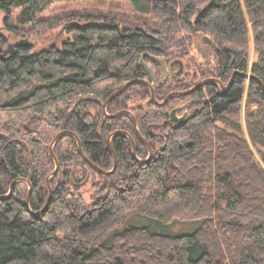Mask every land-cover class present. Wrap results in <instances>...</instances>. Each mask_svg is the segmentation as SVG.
Returning a JSON list of instances; mask_svg holds the SVG:
<instances>
[{
    "label": "trees",
    "instance_id": "trees-1",
    "mask_svg": "<svg viewBox=\"0 0 264 264\" xmlns=\"http://www.w3.org/2000/svg\"><path fill=\"white\" fill-rule=\"evenodd\" d=\"M55 1L62 0H0L5 29L23 33ZM127 1L135 12L151 14L153 23L73 22L71 38L59 46L34 51L18 45L12 55H2L8 35L0 31V195L12 184L0 200V264H264V169L237 117L247 86L245 127L251 144L262 149L258 154L264 165L260 82L235 74L226 90L212 81L163 105L151 101L147 85L134 83L105 110L108 115L129 111L141 137L129 114L103 113V103L124 83L150 81L146 66L158 101L198 79L227 83L235 71L264 84V0ZM13 9L19 10L15 24ZM249 30L256 55L250 68ZM197 36L209 39L214 66L198 67L189 75L178 73L174 63L165 77L154 57L167 65L180 60L184 67ZM136 96L144 100L141 108L133 104ZM188 98L193 99L190 108L180 109L186 115L175 122L170 111L185 103L171 104ZM41 122L56 133L73 132L84 155L104 170L113 166L107 138L117 130L132 136L139 160L128 137L114 133L110 146L116 166L102 174L81 157L73 135H62L53 152L64 142L68 154L54 153L58 169L48 181L47 206L39 212L48 197L46 177L55 166L49 150L48 161L46 155L39 157L40 144L32 137ZM142 138L153 151L145 162L140 161L148 154ZM85 176L86 181L100 180L89 202L79 184ZM19 179L31 186L29 208L27 192L24 200L15 196ZM130 212L164 224L200 225L179 235L122 228Z\"/></svg>",
    "mask_w": 264,
    "mask_h": 264
},
{
    "label": "rangeland",
    "instance_id": "rangeland-1",
    "mask_svg": "<svg viewBox=\"0 0 264 264\" xmlns=\"http://www.w3.org/2000/svg\"><path fill=\"white\" fill-rule=\"evenodd\" d=\"M19 14L18 9L12 10V18L13 23L15 24L16 15ZM5 17V12L0 10V31L3 34L8 35V43H19L21 40H26V46L30 45L32 50L37 51L41 49H46L51 45L59 46L63 41H66L68 38L70 39V33L68 32V27L71 23L77 22L82 23L86 21H112L116 23H120L122 25L134 26V25H146L149 26L154 21V17L151 14H139L135 12L131 6V4L127 0H62L52 2L47 8L37 15V21L34 25L25 26V31L23 33L12 35L9 34L5 29L3 19ZM248 27L250 29V24L248 23ZM5 45V47L7 46ZM4 47V48H5ZM212 48L209 46V42L205 40L204 37L197 36L195 38L194 46L191 48L189 56L184 61V67L182 71L185 74H193V72L198 67L206 68L208 64L210 66H214V57L212 54ZM256 55L253 50V37L251 30H249V51H248V68L251 67V64L255 61ZM178 67L175 66L174 69ZM170 70L167 71V74ZM176 71V70H175ZM200 81V79H198ZM247 85V84H246ZM138 93L135 95H139V90H136ZM246 95H247V86L242 94V99L240 103V111L238 114V119L242 125V130L244 137L247 140L248 146L254 156L255 161L262 166L264 169V165L261 161V158L258 154V150L262 151L261 148L254 147L247 135L246 124H245V107H246ZM137 98L133 99V104L137 106V108H141L144 105V100ZM191 99H183L176 100L171 104V106H177V111L175 112V122L180 119H183L186 115V111L184 113L179 112L183 107L190 108L188 102ZM194 109L193 107L191 108ZM189 109V110H191ZM251 109H256L255 106H252ZM186 110V109H185ZM150 131L154 134H158L156 128L153 130L150 128ZM56 134L53 127L41 122L37 129L32 134V137L37 139L40 144V154L39 157L42 156L43 160L46 155V159L48 161V150L49 145ZM131 136V135H130ZM20 139H23L20 135L16 136ZM132 137V136H131ZM28 140V139H27ZM147 141L146 139H144ZM148 143V142H147ZM146 144V143H145ZM149 144V143H148ZM54 146V145H53ZM135 146V143H134ZM150 146V145H149ZM157 149L158 146L156 145ZM66 144L61 143V147H58V150L54 148L53 155L60 153L59 155H63L66 152ZM151 148V146H150ZM148 154L145 158L140 159L142 162L149 160L152 157V148H151V156L148 158L149 149L147 147ZM53 151V148H52ZM136 153V151H135ZM50 156V155H49ZM56 158V157H55ZM139 159V158H138ZM145 160V161H143ZM37 162V159L34 160L33 163ZM117 162V160H116ZM35 165V164H34ZM38 167L39 165L36 164ZM67 166L64 167L66 169ZM47 178V177H46ZM50 179V178H49ZM48 179V181H49ZM88 179L86 176L83 178L80 184V190L82 192L83 198L86 202H89L94 197V186H98L100 184V180L93 178L91 181H86ZM2 181V179H0ZM49 183V182H48ZM47 184V183H46ZM8 189V183L2 184V191L5 192ZM28 189V184L25 181H20L16 187L15 196L23 199L25 198V194ZM23 217H26L24 215ZM140 226L147 227L152 231L168 234V235H179V234H190L194 232L198 226L200 225L199 221H189V222H181V221H173L171 224H164L157 220L145 217L136 212H130L126 216V222L122 226V228L127 226ZM170 225V226H169Z\"/></svg>",
    "mask_w": 264,
    "mask_h": 264
},
{
    "label": "water",
    "instance_id": "water-1",
    "mask_svg": "<svg viewBox=\"0 0 264 264\" xmlns=\"http://www.w3.org/2000/svg\"><path fill=\"white\" fill-rule=\"evenodd\" d=\"M205 40H206L207 42H209V39H208L207 37H205ZM18 45H20V46H26V40H21V41H19V43H11V44L8 43L7 46H6V47L3 49V51H2V55H6V54H10V55H12V54H14L15 51H16V47H17ZM154 60H155L156 62H158V63L161 65V67L163 68V70H164V76H165V77L167 76V71L170 70V69H172L174 63H178V65H179V67H178V71H177L178 73L181 72V70H182V68H183L182 62H181L180 60H175V61H173L172 63H170L169 65H167L163 60H161V59H159V58H155V57H154ZM146 68H147V70H148V72H149V75H150V81L147 80V79H141V78H140V79H139V78H138V79H131V80L127 81L126 83H124V84H123L118 90H116L115 92H113V93H112V94L106 99V101L103 103V113H105V114H106L107 116H109V117H114V116H116V115H118L119 113H122V112H125V113L129 114V115L131 116L132 122H133V124H134V126H135L136 133H137V135H138L139 137H141V136H140L139 131H138V129H137L136 121H135L134 117L132 116V114H131L129 111H127V110H121V111H118V112H116V113H114V114L108 115V114L106 113V110H105L106 104H107V103H108L113 97H115V96L121 94V93H122V92H123L128 86H130V85H132V84H134V83H138V82H140V83H144L145 85H147L148 88H149V92H150V99H151V101H152L154 104H156V105H163V104H165L170 98H173V97L186 96V95L192 93L193 91L197 90L198 88L204 86L206 83H208V82H212V81H213V82H217L221 89L226 90V89L230 86V84H231V82H232V79H233V77H234L235 74H239V75H241V76H243V77H245V78H249V79H256L258 82H260V84H261V86H262V89H263V91H264V84H263L258 78H256L255 76H253L252 74H249V73H243V72L235 71V72H233V73L231 74L230 79H229V81H228L226 84H223L222 82H220L218 79H216V78H214V77H208V78H204V79L198 81V82L195 83L193 86H191V87H189V88H187V89H185V90L170 92V93H168V94L163 98V100L158 101V100L155 98V96H154V89H153V84H154V81H155L154 76H153V74H152V71L149 69V67L146 66ZM177 110H178L177 108H174V109H172V110L170 111L169 114H170L172 120H175V112H176ZM120 132L122 133L123 131H121V130H117V131H115L114 133H120ZM114 133L110 134V135L108 136V138H107V145H108V147L110 148L111 153L113 154V166H112V169L109 170V171L100 168L98 165H96L95 163H93L91 160H89V159L84 155V153L82 152V149H81V143H80L79 139L77 138V136H76L73 132H71V131H59V132H57V133L54 135V137L52 138V140H51V142H50V145H49V153H50V155L52 156V158H53V160H54V164H55V166H54V169H53L52 173L49 174V175L47 176V178H46V183H47V187H48V197H47V200H46L44 206L42 207V209H41L39 212H43V210L46 208L47 203H48V201H49V199H50L51 189H50V186H49V183H48V179L50 178V176H52L53 174H55L56 171H57V169H58V162H57V159L55 158V156L53 155V151H52V148H53V145L55 144V142H56V141H57L62 135H64V134H70V135H73V136L76 138L79 153H80L81 157L86 161V163H87L88 165H90L92 168H94L95 170H97L98 172H100V173H102V174H108V173H111V172L115 169V166H116V155H115L114 151L112 150V148H111V146H110V138H111V136H112ZM123 133H124V134L128 137V139L130 140L132 155H133L137 160H139V159L137 158V156H136V153H135L134 139H133L128 133H126V132H123ZM142 139H143V138H142ZM143 141L146 143V145H147V147H148V149H149V155H148V158H150V156H151V148H150L149 144L147 143V141H145L144 139H143ZM140 161H141V160H140ZM143 161H145V160H143ZM19 180L25 181V182L27 183V181L24 180V179H19ZM11 187H12V184L10 185V187H9V191H8L6 194H4V195H0V200L6 198V197L10 194ZM30 193H31V186H30V184L28 183V190H27V194H26V205L28 206V208H29V198H30ZM32 213H34V212H32Z\"/></svg>",
    "mask_w": 264,
    "mask_h": 264
},
{
    "label": "flooded vegetation",
    "instance_id": "flooded-vegetation-1",
    "mask_svg": "<svg viewBox=\"0 0 264 264\" xmlns=\"http://www.w3.org/2000/svg\"><path fill=\"white\" fill-rule=\"evenodd\" d=\"M215 78V77H214ZM217 79V78H216ZM224 84H226V83H224ZM220 87V86H219ZM221 89V88H220ZM221 90H223V89H221Z\"/></svg>",
    "mask_w": 264,
    "mask_h": 264
}]
</instances>
